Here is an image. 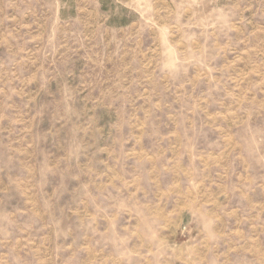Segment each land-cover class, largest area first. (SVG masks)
<instances>
[{
	"label": "rangeland",
	"instance_id": "obj_1",
	"mask_svg": "<svg viewBox=\"0 0 264 264\" xmlns=\"http://www.w3.org/2000/svg\"><path fill=\"white\" fill-rule=\"evenodd\" d=\"M0 264H264V0H0Z\"/></svg>",
	"mask_w": 264,
	"mask_h": 264
}]
</instances>
